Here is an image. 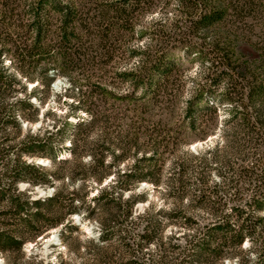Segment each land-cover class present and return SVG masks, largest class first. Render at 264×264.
Segmentation results:
<instances>
[{
    "label": "trees",
    "instance_id": "1",
    "mask_svg": "<svg viewBox=\"0 0 264 264\" xmlns=\"http://www.w3.org/2000/svg\"><path fill=\"white\" fill-rule=\"evenodd\" d=\"M174 1L169 13L172 2L166 0H0L4 264H22L28 243L62 226L61 240L69 247L71 232L80 231L72 220L75 214L100 222L99 237L85 241L84 255L92 264H230L234 259L264 264V72L241 60L238 27L249 3ZM159 5V20L139 31L144 13ZM136 37L149 42L131 47ZM172 41L188 44V57L196 56L204 67L184 103V121L174 132L172 123L164 121V114L175 112L179 103L174 77L181 64L167 58ZM6 57L12 60L9 65ZM116 58L136 61L118 75L133 89L118 100L133 104L140 114L134 132L123 130L118 117H102L99 102L116 97L98 92V85L91 91L89 79L83 80L89 92L81 89L60 125L32 132L59 75L71 77L81 64L102 68ZM156 110L161 111L158 120L152 115ZM46 116L57 113L48 110ZM109 124L108 130L92 134L95 127ZM183 131L186 143L215 141L185 152L184 165L165 175L162 159L175 140L171 136ZM91 136L95 139L89 144ZM132 153V165L122 170ZM85 157L90 158L87 164ZM36 159L49 160L58 171ZM65 180L81 186L70 190ZM20 184L29 189L20 191ZM143 184L150 186L140 191ZM161 186H166L163 198L184 201V207L154 203L151 197ZM37 187L54 192L33 199ZM93 190L98 195L90 198ZM139 204H147L142 213H137ZM169 227L179 230L167 235ZM153 247L157 255L151 254Z\"/></svg>",
    "mask_w": 264,
    "mask_h": 264
},
{
    "label": "rangeland",
    "instance_id": "2",
    "mask_svg": "<svg viewBox=\"0 0 264 264\" xmlns=\"http://www.w3.org/2000/svg\"><path fill=\"white\" fill-rule=\"evenodd\" d=\"M171 1L172 5L169 8V13L172 12L176 7V2L174 0H166ZM247 1L249 3L248 8L245 10L242 18L238 19V27L240 33V39H242V46L240 47L241 50V60L243 62L251 63L255 66L252 67V70L256 68V70H262L264 72V66H262V60L264 61V56L262 59V54H264V0H242ZM157 8L154 12H145L139 22V31H145V29L151 28V25L154 21H158L161 17L160 13L162 8ZM172 19V14L169 15ZM180 41V40H177ZM182 41V40H181ZM149 42V38H138L132 40L129 45L131 47L137 48L138 46H143ZM170 48L167 50V58L169 60H175L179 62L181 65L179 72L175 73V79L177 86V100H179L176 111L173 113L164 114L165 123H172L171 127H173L172 132L174 129H177L178 126L184 121V103L188 100L191 93L196 86V83L200 82L199 74L201 70L204 68L198 62V58L196 56L188 57L186 54V45L185 43L179 42H171ZM101 59V56H99ZM11 58L6 57L5 63L7 65L10 64ZM108 65L103 64L101 67H96L95 65L90 66H83L80 65L81 70L78 72L73 73V75L65 76L59 75L52 85V92L49 94V98L47 101V105L42 109L40 114V121L32 124L31 129L33 133H36L41 126L43 128H47L51 130L55 127V125H60L62 119H64L67 115L66 112L69 108L68 105L76 104V99L80 94L81 89L84 92H89L85 87L86 80L89 79L90 84H88V88L91 91H96L97 87L99 86L101 90L98 89V92H102L103 90L109 91L113 93V96L116 97H109L108 103L101 105V113L102 117H118L121 119V127L123 130H130L132 132L135 131V122L140 114H138L137 109L133 106V104H129L128 102H122L118 100L120 97H125L128 94L133 93V89L131 86L127 84H122L121 80L118 79V75L120 73L125 72L126 69L133 67L136 64L135 60L127 61L121 60L116 58L113 62L107 63ZM250 64V65H251ZM262 66V67H261ZM78 84L72 85V81H78ZM85 80V81H83ZM100 84V85H99ZM29 89L34 87L33 84L28 83ZM98 85V86H97ZM98 87V88H99ZM70 91H69V90ZM68 91V93H66ZM142 92H138L135 95L140 96ZM95 95H97L95 93ZM100 99V98H99ZM75 101V102H74ZM36 103V101H34ZM74 102V103H73ZM63 105V107H62ZM65 105V106H64ZM62 107V108H60ZM48 110L56 111L57 117H47L46 113ZM160 110H156V112L152 115H155V120H158L160 117ZM74 119H69V122L73 123ZM119 124V123H118ZM117 124V125H118ZM26 127V124H24ZM108 130L111 128V125H104L95 127L91 132L93 133H100L101 131ZM103 129V130H102ZM169 129V127H168ZM112 130V129H111ZM113 131V130H112ZM181 136H177L176 134H172V138L174 137L175 140L172 141L171 146H169V151L165 153V157L162 159L164 163H162V168L165 175H171L175 171L174 169L178 165H184V153L185 152H192L195 153L200 149H203L205 146L213 143L215 141V137L212 138L213 142H190L186 143L187 141L184 140V131L180 134ZM95 136H91L88 139V143L93 142ZM81 144L84 145L81 137ZM173 140V139H172ZM189 141V140H188ZM66 145H69L67 142ZM82 160V159H81ZM133 160V153L130 154L129 160L126 161V164L121 166L122 170L127 169L129 166L132 165ZM31 162V160H29ZM36 164L42 165L46 167L48 170L56 171V168H50L49 160L47 159H36ZM90 162L89 157H85L83 160L84 164ZM58 171V170H57ZM113 179V177H112ZM217 183L219 182L218 177L214 179ZM62 183H58L57 187L61 186ZM65 186L70 188V190L78 189L81 185L77 183L76 186L72 185L68 180H65ZM150 185L143 184L139 188V190L147 189ZM96 186H91V188ZM20 191H24L29 189L28 185L20 184L19 185ZM138 190V191H139ZM159 192L154 194V197H151L152 201L157 205H163L167 208L174 207L177 204H181L184 207V201L182 203H177L172 198L165 199L162 197V193L166 190V186H161L159 188ZM137 191V192H138ZM54 189L48 188H35L34 192H32L33 199L45 198L49 197L53 194ZM98 195V190H93L90 194V198L96 197ZM129 197V193L125 195V198ZM147 204H139L137 206V213H142ZM72 220L75 226L80 228L79 233L73 231V236L69 239V247H65L62 240H61V231L64 229L63 226L54 229L47 233L44 237L39 238L35 242H30L25 246L24 252L26 257H24L22 264H61L63 261L64 264H81L82 262L88 260V264H92V260L86 258L85 250L87 245H85V241L87 239H96L100 235V222L98 218H94L92 220H86L81 215H73ZM179 230L178 227H169L167 229V235H171V231ZM172 231V233H173ZM183 235V232L180 233ZM179 235V236H180ZM184 244V241L182 242ZM250 243H246V246H249ZM79 247V250L77 249ZM157 255L158 249L153 247L151 249V254ZM250 258L253 260L255 257L250 255ZM32 259V261H29ZM0 264H4V259L0 258ZM229 264V263H228ZM230 264H238L237 259H234Z\"/></svg>",
    "mask_w": 264,
    "mask_h": 264
}]
</instances>
